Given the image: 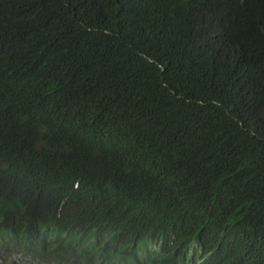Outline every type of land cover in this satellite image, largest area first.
Wrapping results in <instances>:
<instances>
[{"label":"trees","instance_id":"1","mask_svg":"<svg viewBox=\"0 0 264 264\" xmlns=\"http://www.w3.org/2000/svg\"><path fill=\"white\" fill-rule=\"evenodd\" d=\"M0 251L264 264V0H0Z\"/></svg>","mask_w":264,"mask_h":264},{"label":"rangeland","instance_id":"2","mask_svg":"<svg viewBox=\"0 0 264 264\" xmlns=\"http://www.w3.org/2000/svg\"><path fill=\"white\" fill-rule=\"evenodd\" d=\"M15 260L17 261L18 264H46V263H39L37 260L32 259V258H25L24 256L22 257L20 254H15L14 255ZM8 255L4 251H0V264H8Z\"/></svg>","mask_w":264,"mask_h":264}]
</instances>
